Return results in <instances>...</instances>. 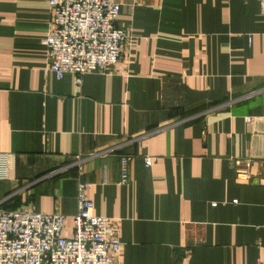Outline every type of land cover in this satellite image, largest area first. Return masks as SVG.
Masks as SVG:
<instances>
[{"label": "crops", "instance_id": "crops-1", "mask_svg": "<svg viewBox=\"0 0 264 264\" xmlns=\"http://www.w3.org/2000/svg\"><path fill=\"white\" fill-rule=\"evenodd\" d=\"M115 1L130 35L124 56L79 85L72 73L44 74L49 0H0V153L10 164L0 207L61 212L71 237L84 181L94 212L121 222L120 264H255L264 253L259 2Z\"/></svg>", "mask_w": 264, "mask_h": 264}, {"label": "built area", "instance_id": "built-area-1", "mask_svg": "<svg viewBox=\"0 0 264 264\" xmlns=\"http://www.w3.org/2000/svg\"><path fill=\"white\" fill-rule=\"evenodd\" d=\"M257 1L264 15V0ZM49 5L50 28L43 39L48 57L45 75L53 73L61 79L72 73L81 85L85 74L106 73L121 61L130 35L116 24L119 2L49 0ZM130 158L122 155L120 159L122 183L129 179ZM153 161L152 156L145 157L147 166ZM235 171L240 181L250 180L246 167L235 165ZM9 177V155L0 153V179ZM88 189V183L78 182L71 237L65 235L66 215L61 212L0 207V264H120L121 222L96 214ZM255 264H264V253Z\"/></svg>", "mask_w": 264, "mask_h": 264}]
</instances>
